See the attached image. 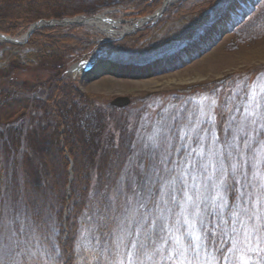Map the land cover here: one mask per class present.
Here are the masks:
<instances>
[{
  "label": "rangeland",
  "instance_id": "obj_1",
  "mask_svg": "<svg viewBox=\"0 0 264 264\" xmlns=\"http://www.w3.org/2000/svg\"><path fill=\"white\" fill-rule=\"evenodd\" d=\"M163 1L0 7V264H264V0Z\"/></svg>",
  "mask_w": 264,
  "mask_h": 264
},
{
  "label": "trees",
  "instance_id": "obj_2",
  "mask_svg": "<svg viewBox=\"0 0 264 264\" xmlns=\"http://www.w3.org/2000/svg\"><path fill=\"white\" fill-rule=\"evenodd\" d=\"M6 1L10 2V3H8L9 5L12 4L14 6H16L17 3L20 2V0H6ZM32 1H34V0H23L22 4H24V3L27 4L28 2L30 3ZM4 2H5V0L0 2V7H2L4 5L3 4ZM183 3L184 2H182V4ZM182 4L179 3V4H177V6H182ZM9 17L10 16L5 17V18H0V31L7 32V33H15L16 30L20 29L23 26V24L26 22V21H22V20L18 22L15 18H13L14 16H12V18H9ZM69 34L70 33H68L67 30H63L62 27H56L52 32H49L48 29H44V30H41L39 32H35L24 45L27 47L29 46V48L32 49V48H34V46L39 45L38 44V41H39L40 42L39 46L41 48H44L46 50L56 48L59 51H62V48L65 49L66 45H64L63 43H60L61 38L69 37L68 36ZM38 37H39V39H38ZM37 39H38V41H36ZM123 43H124L123 40H121V41H107V42H105V41L104 42H97L96 41L95 42V40H89V38H88L87 40L82 39L75 46L71 47L70 48L71 50L66 49V51L70 50L69 55L74 56L78 52L82 53V52L90 51L91 49L95 50L96 47L100 48L101 46H105V45L106 46L111 45L113 48L116 46L121 48V47H124ZM14 58H17V60L21 59L18 54H17V56L14 55ZM31 62H32V59L29 61V63H31ZM65 248L69 252L70 247L66 244V242H65Z\"/></svg>",
  "mask_w": 264,
  "mask_h": 264
},
{
  "label": "water",
  "instance_id": "obj_3",
  "mask_svg": "<svg viewBox=\"0 0 264 264\" xmlns=\"http://www.w3.org/2000/svg\"><path fill=\"white\" fill-rule=\"evenodd\" d=\"M163 2H164V4L165 3L167 4V2H169V0H164ZM162 10H163V8L160 9L159 11H156L154 14L150 15L148 18L142 19V21H139V23L145 22V21H147L149 19H152V18L156 19L162 13ZM68 22L71 23V21H68ZM74 23H80V22L79 21H75ZM48 24H49V26H51V25H54L55 22L52 21V20L51 21H46V22L45 21H39V22H36V23L32 24L28 28L26 34H24L23 36H21L19 38H12V37L7 36L5 34H0V38L5 40V41H8V42L20 44V43H23L24 41H26L28 39V37L36 30V28L44 26V25H48ZM138 26H139V24H135V27H138ZM121 101H122L121 98H118L117 100H115L113 102L114 103H121Z\"/></svg>",
  "mask_w": 264,
  "mask_h": 264
},
{
  "label": "bare ground",
  "instance_id": "obj_4",
  "mask_svg": "<svg viewBox=\"0 0 264 264\" xmlns=\"http://www.w3.org/2000/svg\"><path fill=\"white\" fill-rule=\"evenodd\" d=\"M75 21H79V20L78 19H74V20L72 19L71 20V24L74 23ZM87 21L90 24H95L96 26H98V29H100L101 31L107 33L110 36L114 35L113 26L114 25H118L119 26V22L118 21H113V22H110V23L105 22V21H107V19H106V17L104 15L98 16L97 18H90ZM139 25H141V24H139ZM126 30H127V28H126ZM92 71H90L88 74L92 73Z\"/></svg>",
  "mask_w": 264,
  "mask_h": 264
},
{
  "label": "snow or ice",
  "instance_id": "obj_5",
  "mask_svg": "<svg viewBox=\"0 0 264 264\" xmlns=\"http://www.w3.org/2000/svg\"><path fill=\"white\" fill-rule=\"evenodd\" d=\"M226 190H227V189H226ZM208 235H209V239L211 240V238H212V233L209 232ZM191 238H192V237L190 236L189 239H191ZM132 247H134V248L136 249V254H137V255H139L140 252L142 251V247L139 246V243H138V242H137V244L132 245ZM192 250H193L194 253L199 251V249L196 248L195 246H193V249H192ZM183 251H184L183 249H180L179 251H177V253H176L177 257H178L179 255H181V254L183 253ZM181 264H183V262H181Z\"/></svg>",
  "mask_w": 264,
  "mask_h": 264
}]
</instances>
